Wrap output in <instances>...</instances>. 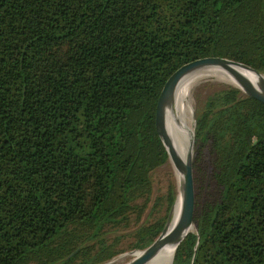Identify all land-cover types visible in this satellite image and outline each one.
Masks as SVG:
<instances>
[{
    "label": "trees",
    "instance_id": "1",
    "mask_svg": "<svg viewBox=\"0 0 264 264\" xmlns=\"http://www.w3.org/2000/svg\"><path fill=\"white\" fill-rule=\"evenodd\" d=\"M207 57L264 75V0H0V264L149 247L177 199L149 205L156 101ZM194 125L195 233L172 264H264V105L222 86Z\"/></svg>",
    "mask_w": 264,
    "mask_h": 264
},
{
    "label": "water",
    "instance_id": "2",
    "mask_svg": "<svg viewBox=\"0 0 264 264\" xmlns=\"http://www.w3.org/2000/svg\"><path fill=\"white\" fill-rule=\"evenodd\" d=\"M207 69H217L227 73L235 83L232 87L237 88L242 95L254 99L264 105V81L262 78L264 75L251 67L236 61L219 57L197 59L182 65L166 79L156 101L154 126L156 133L166 150L168 161L172 164L176 174L181 178L180 190L177 196V198L180 197V213L170 232L166 233L167 226L169 225V223H167L159 236L149 247L142 251H132L130 253V255L133 256V259L127 264H146L163 247L178 246L188 235L189 231L192 228L194 229L195 194L192 171L194 133L193 131L190 132V150L186 160L183 161L175 153L167 137L165 119L167 113L172 112L175 96L182 89L185 81L195 73ZM239 69L254 73L261 78V81L253 84L238 71ZM193 119L195 121V118ZM174 206L175 204L173 205V208Z\"/></svg>",
    "mask_w": 264,
    "mask_h": 264
},
{
    "label": "bare ground",
    "instance_id": "3",
    "mask_svg": "<svg viewBox=\"0 0 264 264\" xmlns=\"http://www.w3.org/2000/svg\"><path fill=\"white\" fill-rule=\"evenodd\" d=\"M238 71L247 79H249L253 84H256L258 81H261L260 77H258L257 75H255L250 71L240 70V69ZM211 78L220 82L228 83L230 85H235L232 78L223 71L217 69L201 70L195 73L193 76H190L185 81L183 88L175 96L172 112L167 113L166 115L165 129H166L167 137L171 143L173 150L183 161L186 160L190 150L189 136L191 132L188 120L186 119L188 115L187 112L188 110L185 105V97L187 95L189 88L195 85L197 81L207 80ZM262 78L264 81V76ZM182 90L184 91L182 92ZM178 181L179 184H181V178L179 176H178ZM179 213H180V197H178L176 200L175 206L172 211L171 221L167 226L166 233L172 230L173 226L175 225L179 217ZM190 233H194V229L190 230L188 234ZM178 246L163 247L146 264H172L174 253L178 248Z\"/></svg>",
    "mask_w": 264,
    "mask_h": 264
},
{
    "label": "rangeland",
    "instance_id": "4",
    "mask_svg": "<svg viewBox=\"0 0 264 264\" xmlns=\"http://www.w3.org/2000/svg\"><path fill=\"white\" fill-rule=\"evenodd\" d=\"M222 86H233V85L220 82L211 78L207 80H199L195 83V85L189 88L187 95L185 97V105L188 110L187 111L188 115L186 119L188 120L191 131H194V126H195L194 125L195 121L193 119L195 118V110L202 107L203 101L206 99L208 95H210L212 92H214L216 89ZM183 91L184 90H182V92ZM193 159H194V143H193L192 163H193ZM152 182H153V191L151 196V202L149 204L150 206L153 204L154 199L158 196L164 195L166 193V190L170 186H173L175 188L177 196L179 194L180 184L178 181V175L174 171V168L169 161L164 166L160 167L153 173ZM171 216H172V211L170 213L169 220L166 222V224L170 223ZM194 233H195V227H194ZM127 244H128L127 242H124L121 246V248L124 250L123 253L117 255L106 264L129 263L133 259V256L130 255L132 251L127 250V246H128ZM135 251H141V250H135Z\"/></svg>",
    "mask_w": 264,
    "mask_h": 264
}]
</instances>
